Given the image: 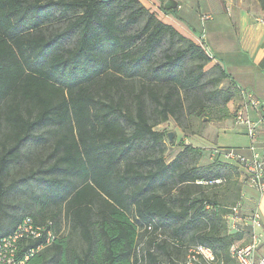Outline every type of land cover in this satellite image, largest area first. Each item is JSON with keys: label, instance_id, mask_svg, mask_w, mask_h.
I'll list each match as a JSON object with an SVG mask.
<instances>
[{"label": "trees", "instance_id": "1", "mask_svg": "<svg viewBox=\"0 0 264 264\" xmlns=\"http://www.w3.org/2000/svg\"><path fill=\"white\" fill-rule=\"evenodd\" d=\"M213 61L139 0H0V241L29 218L45 230L25 264H138L139 246L178 264L195 245L238 264L227 219L245 172L187 145L168 163L154 130L189 96L233 100Z\"/></svg>", "mask_w": 264, "mask_h": 264}, {"label": "rangeland", "instance_id": "2", "mask_svg": "<svg viewBox=\"0 0 264 264\" xmlns=\"http://www.w3.org/2000/svg\"><path fill=\"white\" fill-rule=\"evenodd\" d=\"M152 1L154 2V0ZM180 3L183 7V10L180 11V17L184 18V27L188 33L187 35H183L182 32L179 33L187 39L191 37V39L195 41V44L199 46H201V43L198 42L200 38L196 39L192 31L195 30L196 33L204 35L203 40L205 42L202 47L204 46L211 53L214 52L215 54L213 55L218 59L211 62L205 70L211 71L214 66L221 65L229 71V75L236 79V81L238 80L246 92H250L252 95L257 96L254 93V89H259L258 87L261 86V80L264 81V75H259L258 72L253 71V59L250 53L244 49L242 50L240 47L237 31L233 26L229 25L231 20L223 14L222 4L221 7H219V5L214 7V0H181ZM141 4L150 13L154 14L156 17L158 16L159 18H157L160 21L169 24L168 21H163V16L160 17V13H158L160 9L157 8L158 10H156V7L150 4V0H144ZM199 8H202V12H199ZM201 13L215 14L216 20L221 22L219 30H214V23L207 21L202 22L200 19ZM191 39L189 40L192 41ZM233 67L239 68L238 72H234L232 69ZM240 67L249 69H240ZM214 72V74L218 73L217 71ZM209 89L212 90L213 87L210 86ZM217 89L222 92L229 90L234 93L233 100L228 103L225 108L221 105L213 106V102L204 104L203 98L197 99L195 96H189L188 98H184L185 111L179 121L170 118L167 122L154 128L155 131L165 135L164 144L166 146V152L164 154V159L166 162H171L186 145L202 151L203 158L200 162L201 166L207 165L212 161V155L209 153L211 150L204 147L213 146V149L239 150L242 145L247 143L250 145V139L244 127L236 123V112L243 105L241 90L237 88L230 79L221 83ZM257 97L259 98V96ZM224 109L227 110V118H221L223 115L222 110ZM169 134H173L172 141L168 138ZM23 189V192L26 190L28 193L20 194L15 200L16 204L22 202L25 207L33 206L31 191H27L29 188L26 187H23ZM246 192L247 191H245V193Z\"/></svg>", "mask_w": 264, "mask_h": 264}, {"label": "built area", "instance_id": "3", "mask_svg": "<svg viewBox=\"0 0 264 264\" xmlns=\"http://www.w3.org/2000/svg\"><path fill=\"white\" fill-rule=\"evenodd\" d=\"M203 19L207 21L210 17ZM256 23L264 27V19L258 18ZM241 97L243 98V105L236 112V123L246 128L247 136L250 139L247 153L235 149L214 148L212 149V157L217 160L238 164L245 172V184L262 196L264 195V140L260 141L259 136L261 132H264V101L245 91H241ZM238 211V207L233 209V219L235 222H242V219L238 216ZM253 223L254 226L260 227L258 214L253 217ZM44 230L45 228L34 226L31 219H25L13 234L0 241V264H25L28 258L35 254V251L20 259L18 256L20 255L22 243L25 240L41 238ZM53 239L54 236L51 230H48L46 243L50 244ZM255 248L256 242L243 248L232 247L230 254L238 264H264V257L259 262H254L252 253ZM141 249V246L137 249L138 264H147V250L142 252ZM150 252L154 253L155 249L152 248ZM178 264L224 263L218 260L209 248L195 245L187 250L185 259Z\"/></svg>", "mask_w": 264, "mask_h": 264}, {"label": "crops", "instance_id": "4", "mask_svg": "<svg viewBox=\"0 0 264 264\" xmlns=\"http://www.w3.org/2000/svg\"><path fill=\"white\" fill-rule=\"evenodd\" d=\"M141 3L144 0H139ZM168 0H150V4L154 5L156 10H158V13H160V17L163 16V21H168V25H171L174 29H176L178 32H182L183 35H187L188 31L184 27L185 20L184 18L180 17V11L183 10V7L181 6V0H174L177 3L176 8L173 10H166L165 9V3ZM214 7H221L223 8V14L228 17L231 22L229 25L233 26L235 30L237 31V36L239 38V45L250 53L252 61L254 62V67L252 68L253 71L258 72L259 75H264V27L261 24L256 23V20L258 18L264 19V12L261 10L260 5L257 1H249V0H214ZM163 4V5H161ZM163 6V9H162ZM158 8V9H157ZM253 8V9H252ZM202 8H199V12ZM158 17V16H157ZM206 17H210L207 22L214 23V30H219L221 27V22H218L219 20H216L215 14L212 15L211 13L208 14H202L200 15V19L203 22ZM159 18V17H158ZM164 23V22H163ZM190 31V30H189ZM192 31V30H191ZM190 33V32H189ZM193 35L198 39V42L201 43L200 45H204L203 37L204 35L200 33H196V31H192ZM197 34V35H196ZM191 39V37H189ZM192 40V39H191ZM194 43L195 41L192 40ZM239 47V46H238ZM203 48L207 51L210 57L213 58V60H218L213 54L207 50L203 46ZM226 73L229 75V71L226 70L224 67ZM234 72H238L239 68H232ZM240 69H249V68H243L240 67ZM230 80L236 85L237 88H239L241 91H245V89L242 88V85L236 81L231 75H229ZM261 80V86L258 87L259 89L255 90L254 93L259 96H257L258 99L264 101V81ZM248 85V84H246ZM241 87V88H240ZM249 91V90H247ZM246 92V91H245ZM250 93V92H249ZM251 94V93H250ZM239 125V124H237ZM241 126V125H239ZM244 127V126H243ZM245 132L246 128L244 127ZM247 134V133H246ZM260 141L264 140V132H261V135L259 136ZM249 143L242 145V147L239 148L240 151L247 153V148ZM213 146L204 147L211 153L212 155V148ZM238 149V148H237ZM204 150V149H203ZM211 162L213 163L215 161V158H211ZM244 179V178H243ZM245 191H247L245 193ZM238 216L242 219V222H235L233 219V216L228 217V225L229 230L231 234H238L240 235L241 239L237 243H235L236 246L240 247H247L254 242H256V248L252 253V257L255 263L259 262L261 258L264 257V195H260L258 192H256L254 189L249 188L246 184H244L242 198L240 203L238 204ZM258 214L259 216V222L260 227L254 226L253 223V217ZM234 215V214H233Z\"/></svg>", "mask_w": 264, "mask_h": 264}, {"label": "water", "instance_id": "5", "mask_svg": "<svg viewBox=\"0 0 264 264\" xmlns=\"http://www.w3.org/2000/svg\"><path fill=\"white\" fill-rule=\"evenodd\" d=\"M113 0H101L102 3H110L112 2ZM177 6V3L174 1V0H168L166 3H165V9L166 10H173L174 8H176ZM168 138L170 141H172L173 139V134H169L168 135Z\"/></svg>", "mask_w": 264, "mask_h": 264}]
</instances>
